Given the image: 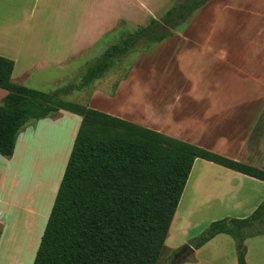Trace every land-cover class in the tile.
I'll return each mask as SVG.
<instances>
[{
    "label": "rangeland",
    "instance_id": "374dc122",
    "mask_svg": "<svg viewBox=\"0 0 264 264\" xmlns=\"http://www.w3.org/2000/svg\"><path fill=\"white\" fill-rule=\"evenodd\" d=\"M176 1L161 2V12H165L157 19L161 21ZM67 2L71 0H51L50 6L42 8L48 11L65 9ZM124 6L122 0H74L71 13L76 15V20L83 23L90 21L92 26L101 27L102 24H97L99 19L108 24L111 15L120 12L119 7ZM150 19L143 24L119 22L114 32L108 33L82 57L71 62L76 69L74 72L58 68L35 71L27 84L47 92L73 83L80 84L86 68L107 48L147 25ZM203 44L207 47L204 50L206 55H202ZM119 83L123 84L117 91ZM0 91L6 90L0 88ZM64 98L102 111L111 109L110 114L113 115L122 112L119 115L122 118H131L123 113L130 114L133 110L137 115L132 116L139 118L133 119L134 122L146 121L149 112L155 110L152 108L154 104L161 107L164 104L175 107L181 102L207 105L219 109L217 117L224 118L225 127L231 130L238 126V122L230 118L245 114L244 111L233 113V107L246 105L252 111L258 106L259 111H256V118L246 136L245 149H249L248 152H241L240 148L235 152L237 146L230 137L225 146H220L218 141L196 145L230 158L236 156L247 162L250 160V163L254 161L255 165L264 168V162L260 161L264 155V0H209L194 12L184 26L176 28L158 42L142 39L134 49L116 60L101 78L70 91ZM80 123L81 116L67 110L31 119L20 131L23 138H20L19 156L12 163L0 161V169L3 165L7 169L5 189L0 196L13 202L4 214L8 220L11 216V223L5 234H0V264H19L20 261L33 264L57 194L53 189L61 182ZM194 127L198 126L194 124ZM219 137L226 139L221 135ZM198 168L199 165H195L178 206V214L194 211L188 216L191 224L181 232L174 230L173 236L167 237L158 264H207L206 259L200 260L193 255L194 247L186 243H192L212 221L226 217L221 212L223 209L219 200L203 194L194 199L192 183ZM247 179L245 189L251 188L253 183L258 185L257 191L263 192L258 182ZM256 200L246 208H250ZM19 201L20 208L16 207ZM1 208V212H5V203ZM251 213L249 209L240 214L246 217ZM261 227L264 228V224ZM251 247L254 253H258L264 246L254 240ZM228 251L231 254L226 253L223 264H234L232 251Z\"/></svg>",
    "mask_w": 264,
    "mask_h": 264
},
{
    "label": "trees",
    "instance_id": "16d2710c",
    "mask_svg": "<svg viewBox=\"0 0 264 264\" xmlns=\"http://www.w3.org/2000/svg\"><path fill=\"white\" fill-rule=\"evenodd\" d=\"M209 0H177L162 16L112 44L86 68L80 84L47 92L12 79L15 61L0 55V153L13 155L31 119L67 110L82 117L33 264H158L197 158L264 181V168L219 154L105 111L67 100L90 85L146 38L158 42L184 26ZM264 201L246 217L212 221L191 243L218 234L236 242L246 263V240L264 233ZM2 227L0 226V234Z\"/></svg>",
    "mask_w": 264,
    "mask_h": 264
},
{
    "label": "crops",
    "instance_id": "0c3cea01",
    "mask_svg": "<svg viewBox=\"0 0 264 264\" xmlns=\"http://www.w3.org/2000/svg\"><path fill=\"white\" fill-rule=\"evenodd\" d=\"M50 1L51 0H0V55L15 61L12 73L13 81H18L16 83L22 85L26 84L25 86L31 88L35 86L27 84V81L30 79L33 72L50 71L57 68L74 72L76 69L75 66H72L74 63L71 62L82 57L84 52L96 46L108 35V33L114 32L119 22L126 21L127 23L143 24L151 17L157 18L159 14L161 15L165 12V10L161 12L160 3L166 0H122L125 6L119 7L120 12L111 15L112 18L108 24H104L100 19L97 21V24H102L101 27L92 26L90 21L83 23L81 20H76V15L71 13V4H73L74 0L65 3V9H60L61 11L55 8L50 11L44 10L42 7L50 6ZM91 18L92 13L90 14V20ZM206 48V45L203 44L202 55H206L204 52ZM201 57L202 56H200V58ZM231 66H233L232 63ZM122 84L123 83L117 84V91H119ZM35 89L38 88L35 87ZM7 93V90L0 91V103ZM152 108H155V110L149 112L146 121L142 122L136 120L135 123L193 144L218 141L220 146H225L228 141L233 139L237 146L235 152L240 148L241 152L245 151V153L249 150L246 151L245 149L248 128L256 118V111H259V109H257L258 106L252 111L248 109L246 105L233 107L231 109L233 113L236 111H244L245 114L234 115V117L230 118L238 122V126L231 130L225 127L226 120L224 118L217 117L219 109L212 106H200L181 102L180 105L175 107H169L166 104L161 107L154 104ZM121 110L125 109L121 108ZM103 111L111 113L110 111L112 110L103 109ZM120 113L122 112H119L116 116H119ZM129 113L131 115L126 112L123 113L124 115L131 116V118L125 119L133 122V119H139L138 117L132 116L137 115L133 110ZM194 124L198 127L192 128ZM219 135L226 139L219 137ZM20 138H23L22 132L19 133L13 155L5 156L0 153V161L3 162L4 160V162L12 163L16 160V157H18L20 153ZM233 157V159L236 160L242 159L236 156ZM241 161L247 162V160L244 159ZM249 161L250 160H248L247 163H250ZM260 161L264 162V155L260 157ZM253 163L254 161L250 164ZM255 163L253 165H255ZM197 164L199 168L192 183L194 199H198L203 194L205 196L208 195L210 199L215 198L219 200L222 204L221 208L223 209L221 212L225 213L223 216L241 218L243 217L240 214L242 211H249L250 209V211L253 212V210L264 201V181L231 168H226L220 164L216 165L217 163L214 164L212 161L206 159L203 161H200L199 158L196 159L187 184H189L194 167ZM257 165L259 164L255 166ZM6 173L7 169L5 170L3 165L2 169H0V192L5 189ZM247 178L258 182L257 184L261 185L263 192L257 191L258 185L253 183L250 185L251 188L245 189V182L248 181ZM58 188L59 182L55 185L53 190L57 191ZM183 194L185 193L183 192ZM255 199H257L256 202L252 204L250 208H246L247 205ZM4 203L5 212L2 213L1 207ZM12 204L13 202L8 198L5 199L4 196H0V226L2 227V235L5 234L4 232L11 223V216H9L8 220L4 214L9 210ZM16 207H21L20 201L17 203ZM178 210L177 208L168 236L172 235L174 230L179 229L181 232L191 224L188 216L194 211H188L183 215L180 213L178 214ZM6 215L8 216V213ZM254 240L259 242L261 246H264V235L248 238L245 242L247 248L246 263L264 264V247L260 248L261 251L258 253H254L251 247ZM186 245H190L191 248H193L192 244L189 242L186 243ZM194 249L193 255L198 256L200 260L206 259L205 261L207 264H223L222 259L226 256V253L231 254V252L228 251V249H231L233 263L239 264L236 242L227 234H218L202 247ZM203 254L207 258H204ZM207 259H209L211 263H209ZM19 264H23L22 261H20Z\"/></svg>",
    "mask_w": 264,
    "mask_h": 264
},
{
    "label": "bare ground",
    "instance_id": "6f19581e",
    "mask_svg": "<svg viewBox=\"0 0 264 264\" xmlns=\"http://www.w3.org/2000/svg\"><path fill=\"white\" fill-rule=\"evenodd\" d=\"M166 103V102H165Z\"/></svg>",
    "mask_w": 264,
    "mask_h": 264
}]
</instances>
